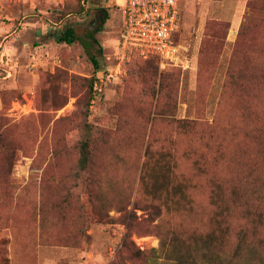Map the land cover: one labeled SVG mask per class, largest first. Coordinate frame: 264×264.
Returning a JSON list of instances; mask_svg holds the SVG:
<instances>
[{
    "label": "rangeland",
    "instance_id": "1",
    "mask_svg": "<svg viewBox=\"0 0 264 264\" xmlns=\"http://www.w3.org/2000/svg\"><path fill=\"white\" fill-rule=\"evenodd\" d=\"M181 10L190 67L162 69L118 59L116 0H0V264H138L130 247L160 245L148 192L166 194L197 132H227L240 149L241 127L264 114V0ZM69 27L80 39L59 42ZM87 125L92 170L77 177Z\"/></svg>",
    "mask_w": 264,
    "mask_h": 264
},
{
    "label": "trees",
    "instance_id": "2",
    "mask_svg": "<svg viewBox=\"0 0 264 264\" xmlns=\"http://www.w3.org/2000/svg\"><path fill=\"white\" fill-rule=\"evenodd\" d=\"M79 39L73 27L58 38L68 44ZM132 52L144 58L138 50ZM91 59L100 69L98 56ZM195 121L183 119L182 123L185 128L192 127L191 123L203 125ZM240 132L244 137L240 149L231 146L233 139L227 132L202 131L179 157L167 152L170 162L178 157L186 165L182 168L174 162L171 166L174 181L166 194L148 192L146 210L149 219L156 222L160 245L145 251L126 244L138 264H264V114L260 113L254 124L241 127ZM235 136L242 138L239 132ZM92 144L91 125H87L77 146V177L90 175ZM146 155L150 158L152 151L147 150ZM148 164L145 161L142 168V190L148 184ZM178 187L183 190L178 192ZM132 216L139 218L130 212V222Z\"/></svg>",
    "mask_w": 264,
    "mask_h": 264
},
{
    "label": "built area",
    "instance_id": "3",
    "mask_svg": "<svg viewBox=\"0 0 264 264\" xmlns=\"http://www.w3.org/2000/svg\"><path fill=\"white\" fill-rule=\"evenodd\" d=\"M182 0H116L122 12V35L118 59L124 61L132 50L149 59L156 57L162 69L190 67L187 48L176 39ZM121 63L118 68H120Z\"/></svg>",
    "mask_w": 264,
    "mask_h": 264
}]
</instances>
